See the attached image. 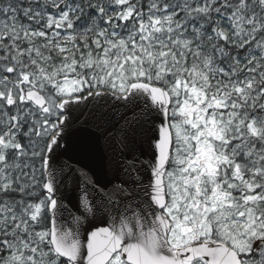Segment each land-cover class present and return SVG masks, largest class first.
Segmentation results:
<instances>
[{
  "label": "snow or ice",
  "instance_id": "6c2138e0",
  "mask_svg": "<svg viewBox=\"0 0 264 264\" xmlns=\"http://www.w3.org/2000/svg\"><path fill=\"white\" fill-rule=\"evenodd\" d=\"M0 264H264V0H0Z\"/></svg>",
  "mask_w": 264,
  "mask_h": 264
}]
</instances>
